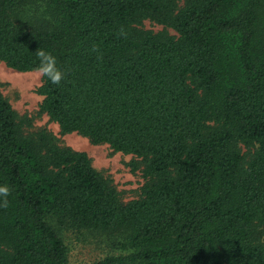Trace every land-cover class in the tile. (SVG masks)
I'll use <instances>...</instances> for the list:
<instances>
[{"label": "trees", "instance_id": "1", "mask_svg": "<svg viewBox=\"0 0 264 264\" xmlns=\"http://www.w3.org/2000/svg\"><path fill=\"white\" fill-rule=\"evenodd\" d=\"M39 48L65 74L42 111L145 182L124 201L0 90V264H69L62 227L112 235L103 264H264V0H0V63L35 71Z\"/></svg>", "mask_w": 264, "mask_h": 264}, {"label": "rangeland", "instance_id": "2", "mask_svg": "<svg viewBox=\"0 0 264 264\" xmlns=\"http://www.w3.org/2000/svg\"><path fill=\"white\" fill-rule=\"evenodd\" d=\"M185 1L179 0L180 6ZM142 27L155 33L177 35L172 27L151 19H145ZM42 79L36 70L21 72L0 63V90L17 112L24 134L36 138L39 132L46 131L57 145L86 152L93 166L116 185L124 201L138 198L145 182V164L142 158L134 154L115 152L108 144H94L88 137L77 132L62 133L59 124L41 109L43 96L38 93V88ZM240 148L250 157V149L242 143ZM131 164L137 165L136 170L132 169ZM59 230L69 247V264H103L106 257L120 252L115 249V245L111 246L112 235H101L92 230H78L75 227H62Z\"/></svg>", "mask_w": 264, "mask_h": 264}, {"label": "clouds", "instance_id": "3", "mask_svg": "<svg viewBox=\"0 0 264 264\" xmlns=\"http://www.w3.org/2000/svg\"><path fill=\"white\" fill-rule=\"evenodd\" d=\"M38 65L36 67L37 73L47 79L52 84H60L64 79V72L58 67L56 57L44 49L39 48L36 52ZM9 187L7 185H0V201L3 206H7L6 197L9 195Z\"/></svg>", "mask_w": 264, "mask_h": 264}]
</instances>
